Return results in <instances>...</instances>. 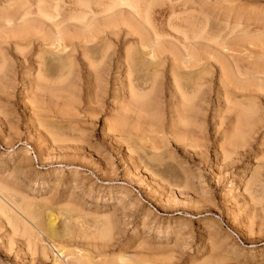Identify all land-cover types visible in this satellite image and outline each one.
<instances>
[{"label":"rangeland","instance_id":"1","mask_svg":"<svg viewBox=\"0 0 264 264\" xmlns=\"http://www.w3.org/2000/svg\"><path fill=\"white\" fill-rule=\"evenodd\" d=\"M191 2L208 15L211 32L224 28L227 32L236 25V33L249 31L240 35L249 43H239L242 47L237 55L258 62L252 49L261 52L262 44L252 42L264 37V0ZM152 3L153 12H159L170 2ZM130 41L116 47L118 54L122 48L132 47ZM15 59L12 47L0 46V264H84L80 258L85 264H264L263 108L252 121L255 136L244 129V141L232 154L222 156L220 151L234 125L221 124L224 111L206 116L208 125L222 126L219 131L209 129L200 149L169 145L154 151L148 147L149 137L139 141L108 131L104 121L116 116L120 102L110 96L111 84L98 118L85 117L87 90L94 85L86 80L85 64L80 67V81L73 68L76 74L72 72L64 84L71 95L66 101L75 107L76 122L60 119L67 110L65 101L64 106L48 104L40 117L31 110L34 91L28 89L36 71L17 68ZM48 69L55 75L58 68ZM165 76L168 74L161 81L167 85ZM157 100L155 108L162 112L158 118L168 126L169 110ZM218 104L222 105V99ZM155 153L160 158L152 159ZM49 212L68 225L63 239L50 240L38 231L36 222ZM59 246L73 255L67 251L62 258Z\"/></svg>","mask_w":264,"mask_h":264},{"label":"bare ground","instance_id":"2","mask_svg":"<svg viewBox=\"0 0 264 264\" xmlns=\"http://www.w3.org/2000/svg\"><path fill=\"white\" fill-rule=\"evenodd\" d=\"M179 1L168 0L170 3L166 10L153 12L152 0H1L0 46L14 49V65L17 68L36 71L34 84L28 85V89L33 88L34 91L31 110L40 117L44 116L40 112H46L48 104L56 107L63 103L64 106L65 101L67 110L61 113L60 119L76 120L74 104L66 101L71 95L64 84L75 71H72L73 68L77 69L76 76L80 81V67L85 64L86 80L94 83L91 89L90 86L86 89L89 110L85 111V117L88 120L98 118L108 85L111 84L114 88L110 96L120 100L116 116L104 121L111 133L131 135L139 141L149 137L148 147L154 151L168 148L169 145L175 149L185 147L196 151L209 137V129L219 131L228 121L230 128L234 125L228 130L231 137L227 139L225 135L226 147L220 149L222 156H225L226 152L233 153L244 141V129H247L248 135L255 134L252 121L264 109V37H257L253 42L249 40L252 44H262V48H259L261 52L257 53V48L254 50L256 52L252 49L257 54L258 62L249 61L250 56L245 57L244 61L243 54L240 56L243 58L237 54L241 52L238 48L242 47V44L238 47L239 43L248 42L245 36L240 37L246 32L239 31L237 34L235 30L238 25L228 28L227 32L225 28L211 32L210 19L201 8L192 5L190 0ZM129 38L132 39V47H124L118 54L117 49L127 45ZM37 53L42 54L37 56ZM35 54L36 57L32 58ZM77 57H81L80 62ZM168 58L170 64L165 67ZM53 65L58 68L55 75L48 69ZM164 74H168L165 76L169 82L167 85L162 82L164 79L161 81ZM109 77L113 83L108 81ZM215 79H218L217 88L214 86L217 83ZM214 96L215 104L212 102ZM154 99L169 110L171 119L168 126L160 122L158 115L162 112L155 108ZM221 99L223 106L218 104ZM221 111H224L222 125H208L206 116H210L211 112L220 115ZM38 120L41 121L37 117ZM251 139L254 140L253 137ZM198 152L196 155L199 157L201 153ZM160 156L155 153L151 158L156 160ZM56 219L50 213L35 221L40 234L50 240L63 239L68 225L65 220L60 224ZM63 246H59L57 251L61 257L62 254L66 256L64 252L68 251ZM71 252L69 254L72 256ZM88 257L87 260L91 259ZM81 259L84 260L80 258V262L85 264L86 261Z\"/></svg>","mask_w":264,"mask_h":264}]
</instances>
